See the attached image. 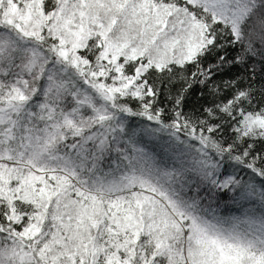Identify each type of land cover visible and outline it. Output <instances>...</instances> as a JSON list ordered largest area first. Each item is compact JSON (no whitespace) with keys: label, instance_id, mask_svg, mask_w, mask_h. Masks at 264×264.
<instances>
[{"label":"snow or ice","instance_id":"6c2138e0","mask_svg":"<svg viewBox=\"0 0 264 264\" xmlns=\"http://www.w3.org/2000/svg\"><path fill=\"white\" fill-rule=\"evenodd\" d=\"M0 264H264V0H0Z\"/></svg>","mask_w":264,"mask_h":264},{"label":"trees","instance_id":"16d2710c","mask_svg":"<svg viewBox=\"0 0 264 264\" xmlns=\"http://www.w3.org/2000/svg\"><path fill=\"white\" fill-rule=\"evenodd\" d=\"M195 101V97H193V102Z\"/></svg>","mask_w":264,"mask_h":264}]
</instances>
